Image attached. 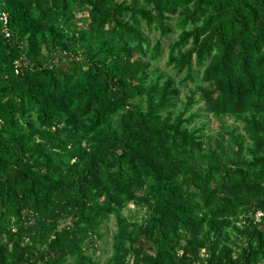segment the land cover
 <instances>
[{"label":"trees","instance_id":"trees-1","mask_svg":"<svg viewBox=\"0 0 264 264\" xmlns=\"http://www.w3.org/2000/svg\"><path fill=\"white\" fill-rule=\"evenodd\" d=\"M111 217L103 264H264V0H0V264H101Z\"/></svg>","mask_w":264,"mask_h":264},{"label":"rangeland","instance_id":"rangeland-1","mask_svg":"<svg viewBox=\"0 0 264 264\" xmlns=\"http://www.w3.org/2000/svg\"><path fill=\"white\" fill-rule=\"evenodd\" d=\"M78 17L79 19L77 20V24L80 28L85 29L87 27V14H79ZM141 28L144 34L148 37L151 44H153L155 39L158 37V33L147 31L145 26H142ZM177 33L178 31L170 35L169 38L172 40L176 39ZM164 45H166V43H164ZM166 53V46H164V55L152 63L153 65L151 67V72L152 75H154V73L157 75L162 74L165 77H170L175 81L176 87L180 90L179 104L176 112H179L184 108L187 96L191 95L192 93L195 94L196 103L187 111V117L192 113H196L197 118H195L194 122L190 125V128L202 130L201 134L207 145L210 147L215 146L220 133L236 130V133L244 135L242 124L237 122L234 118L230 116L217 117L206 112L205 104L199 97V93L197 91V86L201 84L200 79L204 70V66L198 64L196 60H194L192 67V79H186L185 72L182 74H177L176 71L167 66ZM144 212V209L141 207H138L134 204H129L128 209L124 212V216H126L130 221H140V218L144 215ZM116 229V219L114 217H111L110 220L103 225L102 232L104 234V238L97 242V252L95 255H93V257L101 264L106 262V260L112 254V237L116 232Z\"/></svg>","mask_w":264,"mask_h":264},{"label":"built area","instance_id":"built-area-1","mask_svg":"<svg viewBox=\"0 0 264 264\" xmlns=\"http://www.w3.org/2000/svg\"><path fill=\"white\" fill-rule=\"evenodd\" d=\"M262 215H263L262 213H259V214L257 215V220H259V218H260Z\"/></svg>","mask_w":264,"mask_h":264}]
</instances>
